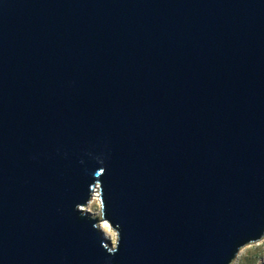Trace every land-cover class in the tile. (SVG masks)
<instances>
[{
  "label": "water",
  "instance_id": "obj_1",
  "mask_svg": "<svg viewBox=\"0 0 264 264\" xmlns=\"http://www.w3.org/2000/svg\"><path fill=\"white\" fill-rule=\"evenodd\" d=\"M261 240L264 0H0V264H232Z\"/></svg>",
  "mask_w": 264,
  "mask_h": 264
},
{
  "label": "rangeland",
  "instance_id": "obj_2",
  "mask_svg": "<svg viewBox=\"0 0 264 264\" xmlns=\"http://www.w3.org/2000/svg\"><path fill=\"white\" fill-rule=\"evenodd\" d=\"M100 203L92 204L88 209L91 213H97ZM111 245L116 242V234L111 230L110 236H105ZM264 262V240L256 244L244 247L232 264H260Z\"/></svg>",
  "mask_w": 264,
  "mask_h": 264
},
{
  "label": "bare ground",
  "instance_id": "obj_3",
  "mask_svg": "<svg viewBox=\"0 0 264 264\" xmlns=\"http://www.w3.org/2000/svg\"><path fill=\"white\" fill-rule=\"evenodd\" d=\"M98 192L97 191H94L92 196H91V199H90V202H89V205L87 207V210L90 208V206H92V204H96L97 202H99V198H98ZM107 225V227H106ZM99 231L102 233L103 236H110V233H111V228L109 226L108 223L106 222H101L99 224Z\"/></svg>",
  "mask_w": 264,
  "mask_h": 264
},
{
  "label": "snow or ice",
  "instance_id": "obj_4",
  "mask_svg": "<svg viewBox=\"0 0 264 264\" xmlns=\"http://www.w3.org/2000/svg\"><path fill=\"white\" fill-rule=\"evenodd\" d=\"M106 227H107V225H106Z\"/></svg>",
  "mask_w": 264,
  "mask_h": 264
}]
</instances>
